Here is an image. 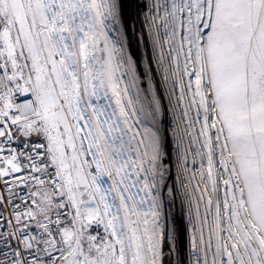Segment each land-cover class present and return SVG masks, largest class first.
Here are the masks:
<instances>
[{
	"label": "snow or ice",
	"instance_id": "1",
	"mask_svg": "<svg viewBox=\"0 0 264 264\" xmlns=\"http://www.w3.org/2000/svg\"><path fill=\"white\" fill-rule=\"evenodd\" d=\"M140 7L0 0V264H264V0Z\"/></svg>",
	"mask_w": 264,
	"mask_h": 264
},
{
	"label": "rangeland",
	"instance_id": "2",
	"mask_svg": "<svg viewBox=\"0 0 264 264\" xmlns=\"http://www.w3.org/2000/svg\"><path fill=\"white\" fill-rule=\"evenodd\" d=\"M122 3L124 5V3H126V7L127 6H132V7H128V8H132L133 13L131 11V13L127 10L126 14L125 11L123 10V15L125 20L131 25L134 24L135 25V32L130 31L129 32V38L131 41V46H132V50L134 52L137 53V57L138 58H142L143 53H144V48L142 45L138 46V35H139V31L141 29V23H142V18H143V12L145 11L144 8L140 7L139 4H141V0H122ZM167 103V101H165V104ZM172 181L169 180V183H171ZM195 183V182H193ZM172 211H173V215L177 218V220L179 221L181 218V198L179 196V194L177 193L176 199L173 202V207H172ZM183 257L185 259L186 264H193L194 261V256L191 252V249L189 247L188 244V230H185L184 232V251H183Z\"/></svg>",
	"mask_w": 264,
	"mask_h": 264
},
{
	"label": "bare ground",
	"instance_id": "3",
	"mask_svg": "<svg viewBox=\"0 0 264 264\" xmlns=\"http://www.w3.org/2000/svg\"><path fill=\"white\" fill-rule=\"evenodd\" d=\"M144 2V0H141V3H143ZM126 5V3H124V5H123V10H128L130 13H131V11H132V13H133V10H132V8L130 9V8H128L129 6H125ZM140 5V4H139ZM130 7H132V6H130ZM127 10L125 11V14H126V12H127Z\"/></svg>",
	"mask_w": 264,
	"mask_h": 264
}]
</instances>
